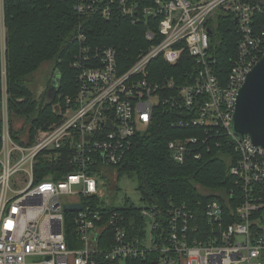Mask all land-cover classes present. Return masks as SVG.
I'll list each match as a JSON object with an SVG mask.
<instances>
[{
	"label": "built area",
	"instance_id": "2783aa9c",
	"mask_svg": "<svg viewBox=\"0 0 264 264\" xmlns=\"http://www.w3.org/2000/svg\"><path fill=\"white\" fill-rule=\"evenodd\" d=\"M263 8L260 0H75L80 16L118 15L141 24L149 43L129 64L118 47L89 43L79 25L71 63L74 94L54 104L57 121L31 132V124L11 116L8 107L7 25L0 0V264H100L149 252L158 254L157 264H263L264 233H252L251 215L260 206L256 193L264 192V148L248 136L238 140L230 130L238 90L264 54V26L255 19ZM218 13L232 16L239 34L226 79L216 76L211 48ZM184 52L195 60L194 76L164 97L175 81L152 78L149 65L157 57L176 65ZM160 103L189 113L177 126H203L205 133L221 126L236 143L239 157L230 172L244 194L236 220L227 221L217 199L204 206L210 230H202L185 205L162 212L145 206L146 224L134 236L124 213L110 207L116 190L107 184V171L149 127ZM197 142L173 139L167 147L182 163L190 154L200 156ZM40 162L48 168L37 179ZM67 204L79 208L66 210ZM68 211L80 243L75 248L66 243ZM101 241L108 246L102 248Z\"/></svg>",
	"mask_w": 264,
	"mask_h": 264
},
{
	"label": "trees",
	"instance_id": "16d2710c",
	"mask_svg": "<svg viewBox=\"0 0 264 264\" xmlns=\"http://www.w3.org/2000/svg\"><path fill=\"white\" fill-rule=\"evenodd\" d=\"M260 2L264 4V0ZM74 4L75 0H5L8 107L11 116L21 117L31 124V132L57 121L59 116L54 104L61 99V95L74 94L75 72L71 63L79 49L76 40L79 25L89 43L118 47L121 57L129 64L139 49L148 46L149 41L144 35L146 28L141 24L131 23L128 18L118 15L103 18L92 12L80 16L75 12ZM255 19L264 26V8L256 14ZM210 36L216 59V76L226 79L236 58L239 37L234 18L218 13ZM45 63L52 64L56 72V87L50 97L44 93L36 95L34 88V75ZM195 66L194 58L184 52L176 65H169L161 57L155 58L149 65V74L156 79H174L175 87L162 92L164 97H168L176 93L178 86L191 81ZM188 115L186 111L171 107L168 103H160L155 108L149 127L135 135L132 146L114 168L117 174L136 177L137 189L146 206L162 212L172 204L185 205L194 211L198 226L202 230H210L203 213L209 200L217 199L221 203L225 215H230L229 222L236 220L235 208L244 200V194L230 172L239 153L235 149L236 143L222 133L224 130L221 126L207 133L203 126H177L176 123ZM188 137L198 138L195 146H198L200 156L195 158L190 154L182 163L174 161L167 147L168 141ZM45 164L40 162L36 166L37 179L47 173ZM105 177L110 185V179ZM198 186L209 193L199 191ZM112 188L118 190L115 184ZM256 197L264 203V192H257ZM110 207L124 213L130 234H142V227L146 224L141 214L143 207L127 200L122 205L113 203ZM263 211L264 205L251 215L253 219L262 217L261 223H252L253 234L264 233ZM72 221V213L66 212V243L70 248H75L80 243ZM100 246L107 247L108 243L101 241ZM157 258V253L149 252L144 258L101 259L100 264H151ZM262 262L264 264V254Z\"/></svg>",
	"mask_w": 264,
	"mask_h": 264
},
{
	"label": "water",
	"instance_id": "95a60500",
	"mask_svg": "<svg viewBox=\"0 0 264 264\" xmlns=\"http://www.w3.org/2000/svg\"><path fill=\"white\" fill-rule=\"evenodd\" d=\"M230 130L238 140L248 136L255 146L264 148V54L238 90ZM76 208L79 204L65 205L66 210Z\"/></svg>",
	"mask_w": 264,
	"mask_h": 264
},
{
	"label": "rangeland",
	"instance_id": "374dc122",
	"mask_svg": "<svg viewBox=\"0 0 264 264\" xmlns=\"http://www.w3.org/2000/svg\"><path fill=\"white\" fill-rule=\"evenodd\" d=\"M50 86L56 87V72L53 71V66L50 63H45L39 69V71L34 75V88L36 91V95H41L42 93L45 96L50 97L48 94V89ZM55 91V89H54ZM52 92V91H51ZM107 177L110 179V185L112 187L118 186V190L112 193L110 196L111 201L116 205H122L125 200L131 202L133 205L138 207H145L147 205L146 202L141 200V194L137 189V181L135 176H130L127 174H117V171L111 169L107 171ZM199 191H202L208 194V190L205 188L198 186ZM259 202V201H258ZM260 206H263L264 203L262 201L259 202ZM264 213V211L262 212ZM228 215L227 217H229ZM252 223L255 224L261 223L262 217L258 216L255 219L251 218Z\"/></svg>",
	"mask_w": 264,
	"mask_h": 264
},
{
	"label": "flooded vegetation",
	"instance_id": "af4514ba",
	"mask_svg": "<svg viewBox=\"0 0 264 264\" xmlns=\"http://www.w3.org/2000/svg\"><path fill=\"white\" fill-rule=\"evenodd\" d=\"M54 89H55V87L54 86H50V88L48 89V94H50L51 93V91H52V93L54 92Z\"/></svg>",
	"mask_w": 264,
	"mask_h": 264
}]
</instances>
